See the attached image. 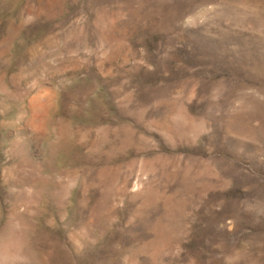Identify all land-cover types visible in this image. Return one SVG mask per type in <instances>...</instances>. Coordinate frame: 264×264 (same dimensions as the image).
Here are the masks:
<instances>
[{
	"label": "rangeland",
	"instance_id": "rangeland-1",
	"mask_svg": "<svg viewBox=\"0 0 264 264\" xmlns=\"http://www.w3.org/2000/svg\"><path fill=\"white\" fill-rule=\"evenodd\" d=\"M0 264H264V0H0Z\"/></svg>",
	"mask_w": 264,
	"mask_h": 264
}]
</instances>
